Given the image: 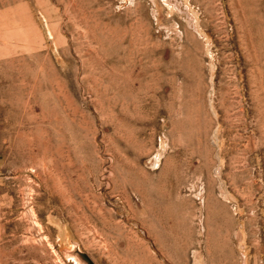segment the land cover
<instances>
[{"label": "rangeland", "instance_id": "rangeland-1", "mask_svg": "<svg viewBox=\"0 0 264 264\" xmlns=\"http://www.w3.org/2000/svg\"><path fill=\"white\" fill-rule=\"evenodd\" d=\"M264 264V0H0V264Z\"/></svg>", "mask_w": 264, "mask_h": 264}, {"label": "water", "instance_id": "water-1", "mask_svg": "<svg viewBox=\"0 0 264 264\" xmlns=\"http://www.w3.org/2000/svg\"><path fill=\"white\" fill-rule=\"evenodd\" d=\"M74 254L77 255V258L81 261L83 260L85 264H93L82 252L78 250V248L74 249Z\"/></svg>", "mask_w": 264, "mask_h": 264}, {"label": "bare ground", "instance_id": "bare-ground-1", "mask_svg": "<svg viewBox=\"0 0 264 264\" xmlns=\"http://www.w3.org/2000/svg\"><path fill=\"white\" fill-rule=\"evenodd\" d=\"M80 260V259H79ZM82 262V261H81ZM200 263V259H199V257L197 256L196 257V264H199Z\"/></svg>", "mask_w": 264, "mask_h": 264}]
</instances>
